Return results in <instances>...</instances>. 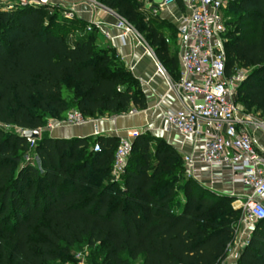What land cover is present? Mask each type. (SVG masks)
<instances>
[{"label": "trees", "instance_id": "1", "mask_svg": "<svg viewBox=\"0 0 264 264\" xmlns=\"http://www.w3.org/2000/svg\"><path fill=\"white\" fill-rule=\"evenodd\" d=\"M96 1L144 34L171 80L178 79L173 25L168 37L156 17L146 20L142 0ZM49 7L50 1L0 10V264H67L83 243L103 253L101 264H219L241 209L232 207L233 197L187 176L183 156L167 142L136 137L115 181L118 137L41 135L30 148L20 133L4 130H41L49 113L66 120L77 110L93 120L147 107L115 51L99 47L94 32L70 44L84 22L63 16L58 22L47 16ZM225 15L227 71L248 70L236 102L264 116V0H238ZM153 141L161 147L153 150ZM31 153L38 165L26 160ZM87 261L93 264L90 254ZM235 264H264V220Z\"/></svg>", "mask_w": 264, "mask_h": 264}, {"label": "built area", "instance_id": "2", "mask_svg": "<svg viewBox=\"0 0 264 264\" xmlns=\"http://www.w3.org/2000/svg\"><path fill=\"white\" fill-rule=\"evenodd\" d=\"M21 1L31 3L29 0ZM237 1L183 0L185 12L178 18L180 73L177 80L169 82L181 108L168 112L164 121L167 132L175 129L185 141L201 143L197 157L192 154L183 156L187 176L196 179L203 165L227 168L234 184L250 189L246 199L237 207L241 209V218L235 229V239L242 237L246 245L257 223L264 220V202L257 200L264 197V150L259 148L250 132L251 127L264 130V122L242 112L236 102L238 89L248 70L235 68L228 73L226 67L228 26L225 12L230 4ZM175 4L176 0H161L149 6L152 15L158 16ZM15 7L11 0H0V10ZM67 17L72 19L73 14L68 13ZM114 26L120 31L122 40L129 36L140 38L134 26L122 17ZM91 30L88 28V31ZM144 43V48L153 52ZM159 72L165 74L161 66ZM134 113L135 110H130L127 114ZM88 121L77 110L70 111L66 119L74 126L85 125ZM141 134H144L141 130L128 129L125 135L119 137L112 171L115 181H120L133 140ZM97 136L100 133L95 127L94 137ZM27 141L29 147L34 148L37 140ZM100 149V144L95 143L93 150L98 152ZM26 160L30 157L27 156ZM87 255H80L74 264H90Z\"/></svg>", "mask_w": 264, "mask_h": 264}, {"label": "crops", "instance_id": "3", "mask_svg": "<svg viewBox=\"0 0 264 264\" xmlns=\"http://www.w3.org/2000/svg\"><path fill=\"white\" fill-rule=\"evenodd\" d=\"M65 9L66 13L73 14V18H78L84 22L78 30L70 34V44H74L79 38L94 32L97 37L96 44L101 48H112L118 59L138 80L146 99L147 107L138 109L133 106L130 110H135V113L132 115L126 113L116 117H98L89 120L88 124L72 129L52 127L50 130L47 129L44 135L62 139H93L94 130L97 127L100 136L119 138L125 135L128 129H135L152 136L164 138L182 156L192 154L197 157L201 151V143L194 144L191 141H185L175 129L170 132L166 131L164 116L170 111L180 109L181 104L175 93L170 89V76L154 52L147 51L144 48V41L140 38L137 39L135 36H129L122 40L120 31L114 26L120 16L96 0H75L65 6ZM184 12L185 6L183 2L182 7L175 4L159 15L167 19L175 27L178 46V18ZM88 28L92 30L88 31ZM159 66L165 70L164 75L159 72ZM250 132L259 148L264 150V130L251 127ZM41 135H43L42 132H40ZM196 179L204 187L215 193L233 197L236 204H240L244 200V196L250 193L249 188L232 182L231 173L227 168L203 165L202 171L196 176ZM257 200L264 202V197ZM244 246L245 243L242 237H237L229 246V256L226 255L219 264H235Z\"/></svg>", "mask_w": 264, "mask_h": 264}, {"label": "rangeland", "instance_id": "4", "mask_svg": "<svg viewBox=\"0 0 264 264\" xmlns=\"http://www.w3.org/2000/svg\"><path fill=\"white\" fill-rule=\"evenodd\" d=\"M73 1H75V0H50V7L46 10L47 16L55 17L56 20L58 19L57 20L58 22H59V19H61V16L66 17L67 19H71V18L67 17L68 13H66L67 11L65 9V6H67L70 2H73ZM142 1L144 2L145 8H146L145 19L148 20V19H151L153 17H156L155 19L157 20L158 24L161 25L164 29H166V31L168 33H170V35L168 37L173 36L174 30H172V31L169 30V26L171 25L170 22L167 19L160 17L159 15L153 16L151 11H150L149 5H154V3H159L161 0H142ZM11 3H14L16 7H21L23 5H27L30 2H28V1L22 2L21 0H11ZM176 4H177V1H176ZM161 13L162 12H160V14ZM227 17L228 16H226V18ZM134 29L136 30L135 26H134ZM136 32L139 34L141 40L146 42L144 34L139 33L137 30H136ZM172 43L173 42L170 39V44H172ZM176 48L178 49V53H179V46L177 45V42H176ZM241 111L243 112L242 108H241ZM250 115L252 117H254L256 120L264 122V116L260 112H256L255 110H253L250 113ZM43 118H44L45 126L40 130V132H42L43 135L46 133L45 131H47V129L50 130L52 128V126L55 128L60 127V128H65V129H72V128L78 127V126H74V125L67 123L66 120H59L58 117L53 113L44 114ZM85 124H88V123H85ZM4 130L6 132L11 131V132L20 133V134L22 133V130L15 128V127H12V126H6V127H4ZM153 137H155V139H158L160 141L167 142L164 138H162L160 136H153ZM93 146H94V141L92 140L90 142V147H93ZM151 147L154 150L157 147H161V143H156L155 141H153L151 144ZM29 157H30V160H32V161H34V163H36V165L39 164L38 159L34 154L31 153L29 155ZM245 199H246V195L244 196V200ZM231 205H232V207L237 208L239 204L238 203L236 204L233 201ZM229 251L230 250H228L226 253V255H228V256L230 253ZM86 253L90 254V258H91V261L93 264H101V261L103 259V253L102 252H94L93 254L90 253V250L85 243L80 244V245L75 247V249L73 250V259H71V261H69L67 264H74L78 260L80 255L86 254ZM61 264H66V263H61Z\"/></svg>", "mask_w": 264, "mask_h": 264}, {"label": "water", "instance_id": "5", "mask_svg": "<svg viewBox=\"0 0 264 264\" xmlns=\"http://www.w3.org/2000/svg\"><path fill=\"white\" fill-rule=\"evenodd\" d=\"M38 5L46 6L49 4L50 0H29ZM21 136L26 139H40V130H23Z\"/></svg>", "mask_w": 264, "mask_h": 264}]
</instances>
